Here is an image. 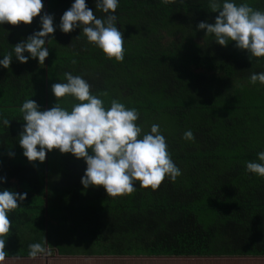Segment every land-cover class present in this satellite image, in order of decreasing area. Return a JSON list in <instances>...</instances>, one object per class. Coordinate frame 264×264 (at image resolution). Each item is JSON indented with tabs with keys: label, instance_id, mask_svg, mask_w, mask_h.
I'll return each instance as SVG.
<instances>
[{
	"label": "trees",
	"instance_id": "obj_1",
	"mask_svg": "<svg viewBox=\"0 0 264 264\" xmlns=\"http://www.w3.org/2000/svg\"><path fill=\"white\" fill-rule=\"evenodd\" d=\"M46 224L61 254L264 256V0H0V258Z\"/></svg>",
	"mask_w": 264,
	"mask_h": 264
},
{
	"label": "crops",
	"instance_id": "obj_2",
	"mask_svg": "<svg viewBox=\"0 0 264 264\" xmlns=\"http://www.w3.org/2000/svg\"><path fill=\"white\" fill-rule=\"evenodd\" d=\"M50 250V247L48 251ZM57 250V249H56ZM38 254L34 259H29L38 264H75L64 262L63 260L86 259V264H264V256H221V257H193V256H147V255H132V256H115V255H71L61 254L59 250L56 252L57 260H53L51 256ZM21 258H0V264H20ZM64 262V263H63ZM84 262V261H83ZM83 264V263H81Z\"/></svg>",
	"mask_w": 264,
	"mask_h": 264
},
{
	"label": "rangeland",
	"instance_id": "obj_3",
	"mask_svg": "<svg viewBox=\"0 0 264 264\" xmlns=\"http://www.w3.org/2000/svg\"><path fill=\"white\" fill-rule=\"evenodd\" d=\"M81 246H83V245H78V244H76V243H71V244H70V242H65V243H64V248H66L68 251H69L70 249L75 250V249H77V248H80ZM57 251H58V250H56L55 247H51V246H50V250L47 252V255H48V256H51V257L53 258V260H57V262H58V261L61 260V259H60V258L58 259V258L55 257ZM86 259H92V258H82V259H74V260H70L69 258H67V260H63V261H64V262H68V263L72 262V263H75V264H81V263L86 264V263H85V262H86ZM83 261H84V262H83ZM64 262H63V263H64Z\"/></svg>",
	"mask_w": 264,
	"mask_h": 264
},
{
	"label": "water",
	"instance_id": "obj_4",
	"mask_svg": "<svg viewBox=\"0 0 264 264\" xmlns=\"http://www.w3.org/2000/svg\"><path fill=\"white\" fill-rule=\"evenodd\" d=\"M47 108H48V106L46 105V109ZM47 125H48V115H46V139L48 140V127H47ZM46 156H47V152H46ZM47 204H48V197H46V205ZM48 249H49V246H48V225H47V227H46V251H48Z\"/></svg>",
	"mask_w": 264,
	"mask_h": 264
}]
</instances>
